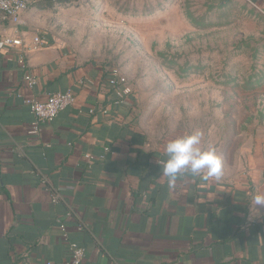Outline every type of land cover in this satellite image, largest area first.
<instances>
[{"label":"crops","instance_id":"obj_1","mask_svg":"<svg viewBox=\"0 0 264 264\" xmlns=\"http://www.w3.org/2000/svg\"><path fill=\"white\" fill-rule=\"evenodd\" d=\"M71 13L70 0H30L20 24L0 19V264H66L69 242L86 250L81 264H264V207L253 204L264 160L169 187V141L152 139L109 72L60 40L57 20ZM36 35L45 46L33 52L3 44ZM67 90L74 105L31 134L24 101Z\"/></svg>","mask_w":264,"mask_h":264},{"label":"rangeland","instance_id":"obj_2","mask_svg":"<svg viewBox=\"0 0 264 264\" xmlns=\"http://www.w3.org/2000/svg\"><path fill=\"white\" fill-rule=\"evenodd\" d=\"M57 20L80 59L126 77L154 140L204 133L223 173L264 160V4L70 0Z\"/></svg>","mask_w":264,"mask_h":264},{"label":"built area","instance_id":"obj_3","mask_svg":"<svg viewBox=\"0 0 264 264\" xmlns=\"http://www.w3.org/2000/svg\"><path fill=\"white\" fill-rule=\"evenodd\" d=\"M30 0H0V19L18 25L21 23L23 13L28 9ZM4 46L10 48L24 47L26 52H33L45 46V40L39 35H36L32 44H25L20 38H5L3 41ZM21 66L25 61L21 57L19 60ZM24 82L28 87H33L36 84L35 79L30 75L24 76ZM109 85L113 89L117 97V103H123L125 99L130 96L131 89L125 76L120 74L117 70H113L110 74ZM76 100L75 94L71 90L64 93H54L48 95L44 102L28 99L24 103L28 106L34 121L29 130L31 134L38 135L43 125L49 124L54 121L58 114L68 107L74 105ZM90 113H93L90 111ZM91 159L90 155L86 156ZM62 238L67 239L66 229L64 225H60ZM69 250L71 251V259L66 264H81L85 258L86 250L75 243L69 242ZM46 264H54L47 262Z\"/></svg>","mask_w":264,"mask_h":264},{"label":"clouds","instance_id":"obj_4","mask_svg":"<svg viewBox=\"0 0 264 264\" xmlns=\"http://www.w3.org/2000/svg\"><path fill=\"white\" fill-rule=\"evenodd\" d=\"M204 133L196 130L170 140L165 145L167 159L162 173L168 178L169 187H174L184 174L201 176L204 180L219 181L223 175V161L214 146L200 147ZM255 206L264 207V194L253 196Z\"/></svg>","mask_w":264,"mask_h":264},{"label":"trees","instance_id":"obj_5","mask_svg":"<svg viewBox=\"0 0 264 264\" xmlns=\"http://www.w3.org/2000/svg\"><path fill=\"white\" fill-rule=\"evenodd\" d=\"M253 4L260 6L264 4V0H250Z\"/></svg>","mask_w":264,"mask_h":264}]
</instances>
